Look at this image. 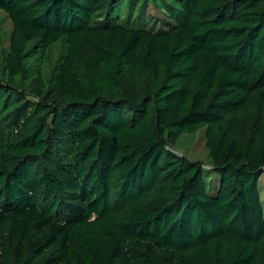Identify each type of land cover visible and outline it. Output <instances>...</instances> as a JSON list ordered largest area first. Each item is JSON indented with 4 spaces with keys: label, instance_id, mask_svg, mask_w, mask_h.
I'll return each mask as SVG.
<instances>
[{
    "label": "trees",
    "instance_id": "1",
    "mask_svg": "<svg viewBox=\"0 0 264 264\" xmlns=\"http://www.w3.org/2000/svg\"><path fill=\"white\" fill-rule=\"evenodd\" d=\"M150 1L0 0V264H264V0Z\"/></svg>",
    "mask_w": 264,
    "mask_h": 264
},
{
    "label": "rangeland",
    "instance_id": "2",
    "mask_svg": "<svg viewBox=\"0 0 264 264\" xmlns=\"http://www.w3.org/2000/svg\"><path fill=\"white\" fill-rule=\"evenodd\" d=\"M150 2L151 3L145 4L144 11L150 17L149 22H151L150 24L152 25L155 22V20L152 19L153 10L157 13L159 12L161 16H165L166 12L163 6L165 4L169 5L170 3H166V1L164 2L163 0H151ZM142 5L143 4H140L138 7L140 8ZM129 13V3L126 1L121 6L119 14L121 18L127 19ZM136 14L137 9L133 11V16H136ZM161 19H164V17H161ZM160 23L161 22L158 21L159 25ZM11 29V21L2 11H0V63L2 62L4 51L7 50L9 47V32L11 31ZM63 47V42L59 41L52 45L45 54V57L41 62V71L46 80L50 78L55 64L59 60L63 52ZM204 133L205 128H200L193 134H182L174 145V152L177 153L179 156H185L190 161H200L204 163L207 168H209L211 160L209 158V151L205 144ZM258 185L260 187V198L264 205V173L259 178Z\"/></svg>",
    "mask_w": 264,
    "mask_h": 264
}]
</instances>
